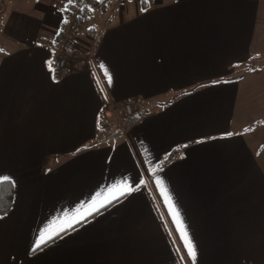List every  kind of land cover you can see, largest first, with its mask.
<instances>
[{
	"label": "crops",
	"instance_id": "0c3cea01",
	"mask_svg": "<svg viewBox=\"0 0 264 264\" xmlns=\"http://www.w3.org/2000/svg\"><path fill=\"white\" fill-rule=\"evenodd\" d=\"M71 1H0V264H264V0L130 1L53 82Z\"/></svg>",
	"mask_w": 264,
	"mask_h": 264
},
{
	"label": "rangeland",
	"instance_id": "374dc122",
	"mask_svg": "<svg viewBox=\"0 0 264 264\" xmlns=\"http://www.w3.org/2000/svg\"><path fill=\"white\" fill-rule=\"evenodd\" d=\"M0 1H3V0H0ZM130 1L139 2L140 0H121L120 3L118 2V0H106L105 5L103 6V10H99L97 8H93L92 9V14H90V15H88V17H84L82 19V22L79 24V28L76 29L75 34L71 38H70V34H71L70 28L74 26V22H73L74 20L73 19L69 20L68 25H67V32H66L65 38H70V40H72V42H71V46L72 47L74 45L76 46V42L77 41L78 42L79 41H83V40L85 41V39L87 38L86 36H88L91 33V29H93V28L97 29L100 26V24H102L103 21L107 22L110 16H112L111 17V21H113L112 23H115L116 22L115 18L118 17L121 12H125L123 5L126 4V3H129ZM115 4H119L118 7H120L121 9H117L116 10V8H114ZM224 5H226V4H224ZM0 7H3V6H0ZM223 9H226V6H219V10L220 11L223 10ZM112 12H118V13L117 14L116 13L112 14ZM229 12H232V11H229ZM108 15H109V17L106 19V17ZM109 24L110 23H108V25ZM76 47H78V46H76ZM259 54H263V53H259ZM263 55H258L257 57L255 56L254 59H250L248 61L250 67H252L255 64H257L259 62V59H261L262 57L264 58ZM248 63L245 62V64H248ZM128 102H130L134 106V98L133 97L128 98ZM154 103H160V102L155 101ZM150 104H151V102H150ZM141 107H142V104H139L136 107L135 111L140 110ZM134 108L132 107L131 110L133 111ZM118 119H120V118H118ZM126 119H127V116L122 113L120 122L122 121L123 125L126 122ZM113 120H115V118ZM113 120L109 121V123H108L109 125L108 126L109 127L112 126V128H115L117 124L113 123V122H115ZM112 134H110V135H112ZM110 135L107 137V143L106 144L109 145V146H113L115 144V146H117L121 142L122 137L118 136L115 139V138H110ZM168 157H169V155L166 156L165 158H168Z\"/></svg>",
	"mask_w": 264,
	"mask_h": 264
},
{
	"label": "trees",
	"instance_id": "16d2710c",
	"mask_svg": "<svg viewBox=\"0 0 264 264\" xmlns=\"http://www.w3.org/2000/svg\"><path fill=\"white\" fill-rule=\"evenodd\" d=\"M106 0H72L66 8H64V21L61 28V33L56 36L55 42L60 38L64 31L67 30V25L69 20L73 19L74 26L70 28V38L75 34L76 29L79 28V24L82 22L84 17H88V15L92 14V9L97 8L99 10H103V6L105 5ZM72 42V40H71ZM50 71V70H49ZM134 108V106H133ZM123 109V108H122ZM134 108L131 115H125L130 118L133 114H138V116H142L148 114L147 107L143 105L140 110L135 111ZM149 111V110H148ZM126 119V120H127ZM125 124V123H124ZM164 164V163H162ZM15 188L11 179L0 183V215H5L10 212L13 201H14Z\"/></svg>",
	"mask_w": 264,
	"mask_h": 264
},
{
	"label": "built area",
	"instance_id": "2783aa9c",
	"mask_svg": "<svg viewBox=\"0 0 264 264\" xmlns=\"http://www.w3.org/2000/svg\"><path fill=\"white\" fill-rule=\"evenodd\" d=\"M121 0H118L120 3ZM141 1V0H140ZM66 31L63 32V34L60 36V38L56 41V45L54 47V50L51 54V63H50V79L53 82H57L60 80L62 73L66 71L69 68L70 61L67 57V50L71 46V40L70 38H65ZM97 36L94 37L96 39ZM92 56L88 57L89 60ZM133 105L126 101L122 103V108L124 109L125 113L129 116L132 114L131 108ZM116 106L109 103L107 108L103 110L102 112V118L99 122V125H106L110 119L116 118Z\"/></svg>",
	"mask_w": 264,
	"mask_h": 264
},
{
	"label": "snow or ice",
	"instance_id": "6c2138e0",
	"mask_svg": "<svg viewBox=\"0 0 264 264\" xmlns=\"http://www.w3.org/2000/svg\"><path fill=\"white\" fill-rule=\"evenodd\" d=\"M9 178L8 177H0V183H3L5 181H7ZM47 239H50V237H47V236H44V235H41L37 241L34 243V246H33V251H35L37 248L40 247V245L46 243ZM188 251H189V254L194 256L195 255V252L194 250L189 247L188 248Z\"/></svg>",
	"mask_w": 264,
	"mask_h": 264
},
{
	"label": "water",
	"instance_id": "95a60500",
	"mask_svg": "<svg viewBox=\"0 0 264 264\" xmlns=\"http://www.w3.org/2000/svg\"><path fill=\"white\" fill-rule=\"evenodd\" d=\"M139 119L138 114H133L130 118H128L124 124V129H128L134 122H136ZM122 132L121 131H117L115 133H113L112 135H110V138H117L118 136H121Z\"/></svg>",
	"mask_w": 264,
	"mask_h": 264
}]
</instances>
